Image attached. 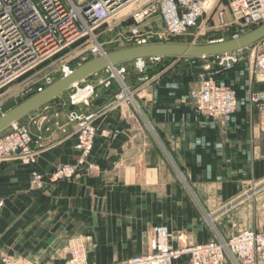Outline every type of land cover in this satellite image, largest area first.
<instances>
[{"label":"crops","instance_id":"0c3cea01","mask_svg":"<svg viewBox=\"0 0 264 264\" xmlns=\"http://www.w3.org/2000/svg\"><path fill=\"white\" fill-rule=\"evenodd\" d=\"M153 21L162 28L158 17ZM145 80L148 82L142 87L141 98L158 83L156 78ZM92 82L96 83L97 78ZM97 88L96 98L88 107H82L83 112L106 108L105 103H98ZM166 88L171 89L168 96L173 97L176 89L171 85ZM252 88L264 90V82L253 79ZM152 95L157 96L158 91ZM67 100L68 93H64L19 121L30 130L31 146L38 153L33 164L0 162V258L7 255L24 264H65L67 240L80 237L86 242L87 264H115L146 253L148 230L159 224L168 226L175 249L206 243L215 232L225 238L216 227L212 230L207 225L203 210L218 220L221 205L230 202L244 187L264 185L260 117L249 122L250 136L241 153L242 170L249 176L245 181L235 180L230 177L238 171L235 162L241 142L237 130L244 123L242 119L234 115L232 123L220 125L198 116L193 109L190 115L179 99L166 103L165 107L170 108L156 107L155 111L156 102L151 99L145 102L150 109L147 122L176 167L188 178L193 164L203 168L208 179L213 168L226 171V178L191 182L194 201L175 183L172 163L152 147L140 123L106 113L96 123L99 131L92 151L98 171H82L72 181L35 190L29 185L32 170L48 173L78 159L75 125L67 120ZM186 261L184 257L178 264Z\"/></svg>","mask_w":264,"mask_h":264},{"label":"built area","instance_id":"2783aa9c","mask_svg":"<svg viewBox=\"0 0 264 264\" xmlns=\"http://www.w3.org/2000/svg\"><path fill=\"white\" fill-rule=\"evenodd\" d=\"M130 1L0 0V106L5 100V89L72 45L87 43L93 57L104 56L106 52L94 32L108 24L116 8ZM153 15L160 19L162 29L145 32L141 25ZM131 17L129 40L136 46L148 44L151 40L171 42L177 37H191L194 41L212 32H232L233 37H238L264 23V0H157L135 10ZM245 51L248 52L246 55ZM207 58L212 59L216 70L209 65L206 76L188 95L194 112L220 125H228L234 121V115L240 108L254 109L260 117L264 133V90L252 88L255 76L264 78V40L237 52ZM245 61L249 63L247 74L241 70L239 77L246 76L247 79L240 88L243 94L239 96L231 85L217 81L215 75ZM136 64L142 69L145 60H138ZM70 71L68 67L62 68L63 75ZM105 71L110 73L106 78L97 79L96 83L86 79L75 84L68 94L66 106L70 109L67 120L75 125L77 161L59 165L48 173L32 170L29 177L31 188L41 191L58 182L72 181L82 171L91 174L98 171L99 167L92 157L99 131L96 123L104 117L108 108L86 113L82 107H88L96 98L97 87L109 88L116 75L121 77L125 73L124 68L117 70L115 67ZM53 81L52 76L45 77L44 83L25 97L41 92ZM261 81L264 82V79ZM122 85L131 95L123 79ZM121 93L116 96L117 100H122ZM31 144L28 127L20 122L14 123L0 134V162L19 160L23 165L33 164L38 153ZM65 254V264H87L85 240L80 237L68 239ZM184 257L187 258L184 264H262L264 232L245 229L226 239L215 232L214 238L206 243L175 249L171 246L168 226L159 224L148 230L146 253L115 264H178ZM0 264L24 263L2 255Z\"/></svg>","mask_w":264,"mask_h":264},{"label":"rangeland","instance_id":"374dc122","mask_svg":"<svg viewBox=\"0 0 264 264\" xmlns=\"http://www.w3.org/2000/svg\"><path fill=\"white\" fill-rule=\"evenodd\" d=\"M136 1L137 4H139L135 8V10L139 9L140 7L145 8L150 3L156 2L157 0ZM131 14L132 12L121 20H116L115 18L111 17L108 21V24L104 25L99 30L94 32L98 42L102 45L106 53L136 46L132 41L129 40V31L132 25ZM156 17V15L148 17L141 25V28L145 32L160 31L162 28L157 27L158 25H155L153 21V19ZM232 37V32H212L210 35L201 36L194 41L190 37L192 39L191 42H189L188 39H183L178 43L207 44L209 42L217 40H228ZM149 43L159 42L151 40ZM247 53L248 52L245 51V55ZM91 58H93V56L88 50L87 43L82 44L80 42L76 45H72L64 49L60 54L53 57L52 59L46 60L45 62L41 63L35 70L15 81L12 85L5 89V91L3 92V96L5 99H24L27 94L44 83L45 77L52 76L55 81L62 77L63 67H68L70 70H73L74 68L90 60ZM172 64V68L165 72L164 70ZM209 65L212 70H216V67L212 65L211 58H160L159 61L147 59L145 60V67L142 69L137 66L136 61L126 62L115 66L117 70H120L121 68L125 69V73L121 76V78L123 79L131 94L126 100H117L116 98V96H119V94L122 92V89L120 87L121 83H119V80L117 78H114L112 80L113 85L111 87L105 88L103 86H99L97 88L99 92L98 103L100 105L102 103H105L104 107L108 108H105L107 110L105 114L113 113L120 117H124L125 119H127V121L136 122L137 120L142 127V131L148 138H150L152 147L158 149V152L161 151L162 155L166 156L170 163H172L174 167L175 183L181 187L182 191L186 190L189 196L194 201L195 195L190 185L191 182H194L196 180L207 182L217 181V176H220L222 179H224L227 177V173L226 171H219L216 170L217 168H213L214 172L211 175L210 179H208L205 176L203 168L201 169L200 166L193 164L190 167V178L186 177V175L182 171H180L178 167H176L170 157L168 155H165L167 153L164 152V144H162L160 140L156 139V137L153 136L152 129L149 130L147 128V120L150 119V109L147 107L145 102L146 100L151 99L155 101L156 111V107L157 110H161V108H170V106L165 107L166 103L170 104L171 101L174 102L176 99H179L184 102V105H186L185 109L189 111L190 115H193L191 112L192 106L189 104L187 97L190 92L199 85L202 78L206 76L209 71L206 68ZM241 66L242 67L237 70V72L234 74V77L231 79L232 83L243 82L242 85L244 84L246 76L239 77V72L241 70H244L246 73V69L249 66L248 61L242 63ZM109 74L110 73L104 70L99 75L89 77V79H87V82H92L96 78L104 79ZM145 78L149 79L150 81L152 78H156L158 83L148 88V93L142 94L145 96L141 98V92L143 90L142 87L146 84V82H148L145 80ZM255 79L258 81V83H262L263 81L261 80H263L264 78L255 76ZM184 80L189 81L184 83ZM167 85L169 87L171 85L172 89H176L173 91L175 92L173 97H169L168 95H157L154 97L152 95L153 91H158L160 87H166ZM260 88L261 87H259V89ZM70 92L71 90L67 91L66 93L70 94ZM179 93H181L183 97H181ZM130 97L134 98V102L138 107V110L136 106L129 100ZM174 110L176 109L174 108ZM235 117L236 119H242L244 123L239 124V128L237 130V138L238 141L241 142L240 146L238 147V156L236 157L235 162L238 166V171H235L236 173L232 174L230 179L245 181L249 175L242 170V165H244V156L241 153L243 152V150H245V141L250 136L249 122L251 120L257 121V119H259V115L254 109L245 111L240 108V110H237V112L235 113ZM203 212L202 214H204V218L207 214L209 215L212 222L214 221L211 224L213 228L206 220L207 225L211 227L212 230H214V227H216L225 238H230L233 235H236L239 231L245 229H256L264 231V185L263 187H256L249 184L248 187H244L241 193L233 198L230 202L223 203L221 205V208L217 213V216H219L218 220H214L213 217L210 216L211 213H206V211L204 210Z\"/></svg>","mask_w":264,"mask_h":264},{"label":"water","instance_id":"95a60500","mask_svg":"<svg viewBox=\"0 0 264 264\" xmlns=\"http://www.w3.org/2000/svg\"><path fill=\"white\" fill-rule=\"evenodd\" d=\"M264 40V23L247 33L228 40H217L207 44L159 42L137 45L96 56L80 64L68 74L53 81L41 92L24 99H9L0 106V134L14 123L69 91L89 77L117 65L147 59L160 58H207L246 49Z\"/></svg>","mask_w":264,"mask_h":264},{"label":"trees","instance_id":"16d2710c","mask_svg":"<svg viewBox=\"0 0 264 264\" xmlns=\"http://www.w3.org/2000/svg\"><path fill=\"white\" fill-rule=\"evenodd\" d=\"M183 39H188L189 42L192 41V39L190 37L185 38V37H177V38H173L171 40V42H181ZM241 65L235 66L234 68L230 69V70H226V71H220L215 75V78L217 81H224L226 84L231 85L239 94V96H242L243 91L240 89L242 86L243 82H236V83H232L231 79L234 77V74L237 72V70L239 68H241ZM189 80H184L183 82H188ZM171 92V89H168L166 87H160L158 89V95L159 96H167L168 93Z\"/></svg>","mask_w":264,"mask_h":264},{"label":"bare ground","instance_id":"6f19581e","mask_svg":"<svg viewBox=\"0 0 264 264\" xmlns=\"http://www.w3.org/2000/svg\"><path fill=\"white\" fill-rule=\"evenodd\" d=\"M142 3V2H141ZM139 4V3H138ZM137 1L136 0H131L130 2H128L127 4H124L122 5L121 7L119 8H116L112 14V18H115L116 20H121L123 19L124 17H126L127 15H129L131 12L135 11V8L137 7ZM137 10V9H136ZM95 47H97V44L95 45ZM117 73H115L116 75ZM119 82L121 83L122 85V79L121 77H118V75H116ZM123 92L121 93L120 95V98L121 99H126L128 98L129 94H128V91L127 89L125 88V86H123ZM129 100L136 106L135 102H134V98L133 97H130ZM137 110H138V107L136 106ZM147 128L149 130H151V126L149 125V123L147 124ZM205 218L207 220V222L210 224V226H212L211 224L213 223L212 220L210 219L209 215H205ZM213 228V226H212Z\"/></svg>","mask_w":264,"mask_h":264}]
</instances>
